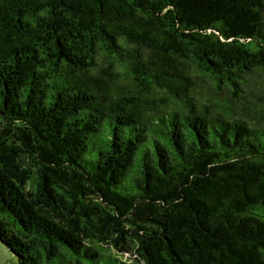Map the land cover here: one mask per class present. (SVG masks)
Returning <instances> with one entry per match:
<instances>
[{"label": "trees", "instance_id": "1", "mask_svg": "<svg viewBox=\"0 0 264 264\" xmlns=\"http://www.w3.org/2000/svg\"><path fill=\"white\" fill-rule=\"evenodd\" d=\"M0 242L264 264V0H0Z\"/></svg>", "mask_w": 264, "mask_h": 264}, {"label": "rangeland", "instance_id": "2", "mask_svg": "<svg viewBox=\"0 0 264 264\" xmlns=\"http://www.w3.org/2000/svg\"><path fill=\"white\" fill-rule=\"evenodd\" d=\"M0 264H17L12 253L0 242Z\"/></svg>", "mask_w": 264, "mask_h": 264}]
</instances>
